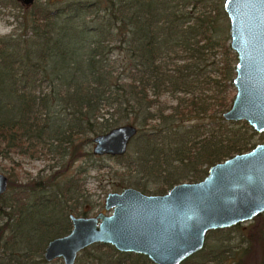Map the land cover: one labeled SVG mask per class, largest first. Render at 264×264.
Returning <instances> with one entry per match:
<instances>
[{
    "label": "trees",
    "instance_id": "16d2710c",
    "mask_svg": "<svg viewBox=\"0 0 264 264\" xmlns=\"http://www.w3.org/2000/svg\"><path fill=\"white\" fill-rule=\"evenodd\" d=\"M16 2L19 24L0 35L1 159L51 156L73 164L94 155L82 149L94 136L129 124L139 135L130 142L136 155L128 163L146 182L124 183L122 173L112 191L134 187L163 194L181 183L179 177L193 174L186 182L199 181L211 165L259 143L246 122H226L222 116L233 100L234 77L227 25L219 18L222 5L213 0ZM219 49L223 58L211 63ZM165 95L174 102L160 100ZM41 179L27 178L16 188L10 180L0 195V264H51L43 258L44 248L70 231L68 215L89 216L101 207L84 205L77 175L58 183L56 175ZM151 180L163 183L149 187ZM249 242L254 244L236 264H264V229L252 225ZM76 261L153 264L144 255L102 243L83 249Z\"/></svg>",
    "mask_w": 264,
    "mask_h": 264
},
{
    "label": "water",
    "instance_id": "95a60500",
    "mask_svg": "<svg viewBox=\"0 0 264 264\" xmlns=\"http://www.w3.org/2000/svg\"><path fill=\"white\" fill-rule=\"evenodd\" d=\"M30 5L34 0H20ZM229 47L236 55V92L222 113L227 121H245L264 131V0H224ZM137 127L118 125L92 138L94 155L122 156ZM9 179L0 172V195ZM103 208L91 216L69 214L68 233L50 239L47 262L74 264L79 253L96 243L122 253L146 256L153 264H181L204 247L211 230L233 227L264 212V142L208 168L196 182H181L163 194L134 187L110 191Z\"/></svg>",
    "mask_w": 264,
    "mask_h": 264
},
{
    "label": "rangeland",
    "instance_id": "374dc122",
    "mask_svg": "<svg viewBox=\"0 0 264 264\" xmlns=\"http://www.w3.org/2000/svg\"><path fill=\"white\" fill-rule=\"evenodd\" d=\"M213 1L214 5H222L221 9L223 10V13L219 10V18L221 23L227 25L228 31L226 33V39L224 35L223 38L225 39L226 44L229 45V21L223 9L224 0ZM16 4V0H0V35H7L11 33V31L14 29L13 26L19 24V19L16 17L21 13V10L19 9V7H16ZM202 10H204V8H202ZM221 53V49L216 51V56L210 59L211 63L212 61L216 63L218 59H222L223 56L221 55ZM113 56H115V53L112 54V57ZM229 57L232 59V66H235L236 55L231 49ZM215 69L216 67L213 70ZM235 92L236 90L233 87V89L231 90L232 98H234ZM160 100H162L166 104H171L174 102V100L167 95L163 96ZM225 121L243 122L227 120ZM236 125L238 126L240 125V123H237ZM138 135L139 132L135 136ZM254 139L259 143L264 142V131L261 133L256 132ZM93 146V141L91 142V144H88L86 142L83 145L82 149L92 150ZM125 155L126 159L123 160L113 158L114 156L110 155H82L76 160V162L69 165L66 159L60 162L57 158L51 156H41L38 158H15L17 159V162H12V160L10 159L0 158V172L5 174L8 177L9 181H13L12 186L14 188H16V185L20 181L24 182L27 178L32 179L35 177H39L42 178L41 180H45L49 176L56 175L58 179H55L54 183H58L60 179H65V177L77 175L80 178L81 183L83 182V185L79 186H81V189H83V193L85 195L84 205L89 202L101 203V207L99 210L104 211L105 213H109V211H105L103 208L104 197L108 192L113 190V187L111 185L120 180L122 173L123 175H126L124 183H129L131 181H137L139 183L146 182L145 177L135 171V165L131 162L128 163V161H130L128 157L130 155H136L134 151V143L129 144ZM191 178H193V174L190 176L188 175V177L184 178L179 177L177 182H186ZM161 183H163V181L154 182L151 180L147 184L150 185L149 187H154L156 185H160ZM54 186L55 185H50V187ZM11 191H13V189H11ZM99 210H97L96 213ZM91 215H94V212L89 216ZM255 224L259 226L260 230L264 229V212L258 219L253 218L250 221L239 223L230 228L209 231L206 235L203 249L197 252L195 254L196 256L191 257L186 264H196L200 261L207 260V258L215 259V261L211 262L210 264L239 263L242 258L241 254L245 253L246 250L249 249L251 244H254L249 242V235L251 226ZM51 264H62V262L60 259H56L52 261ZM74 264H77V261Z\"/></svg>",
    "mask_w": 264,
    "mask_h": 264
}]
</instances>
